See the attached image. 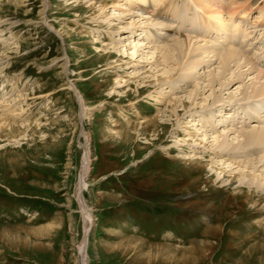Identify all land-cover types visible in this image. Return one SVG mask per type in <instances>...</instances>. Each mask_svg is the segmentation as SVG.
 <instances>
[{
  "label": "rangeland",
  "instance_id": "obj_1",
  "mask_svg": "<svg viewBox=\"0 0 264 264\" xmlns=\"http://www.w3.org/2000/svg\"><path fill=\"white\" fill-rule=\"evenodd\" d=\"M176 1L0 0V264H264V0Z\"/></svg>",
  "mask_w": 264,
  "mask_h": 264
},
{
  "label": "bare ground",
  "instance_id": "obj_2",
  "mask_svg": "<svg viewBox=\"0 0 264 264\" xmlns=\"http://www.w3.org/2000/svg\"><path fill=\"white\" fill-rule=\"evenodd\" d=\"M176 0H126V2H128L129 6H134L135 8H138L140 10H142L144 13H147L148 11L151 10V6L154 5V7H156L158 9V14L162 16L166 15L167 13H171L173 15L174 18H178L179 16V12L177 10L179 9H175L173 7V4L176 3L175 2ZM227 1V0H226ZM229 2V0L227 1V3ZM255 2H257V0L254 1V4ZM222 4V3H221ZM106 5V4H105ZM120 5V4H119ZM117 5V6H119ZM211 5V4H209ZM228 5V4H227ZM176 6V5H175ZM213 6V5H212ZM209 7V6H207ZM227 7V6H226ZM104 8V6H103ZM210 8V7H209ZM240 8V3L238 2V0H233L230 2V5H229V9H228V16L229 18L231 19L232 16L235 14V12ZM156 9V10H157ZM200 9V8H199ZM211 10V9H210ZM181 11V10H180ZM184 11V10H183ZM227 11V10H226ZM224 12V11H223ZM164 15H163V14ZM181 13V12H180ZM224 14V13H223ZM157 15H153L152 18L156 17ZM193 16V15H192ZM211 18L210 19H214V20H217L219 22V25L221 27H226V24H224L223 22L224 21H221L220 17L222 16L221 15V11L217 10L215 12H213L212 14L209 15ZM207 19V18H206ZM209 21V20H207ZM229 21V20H228ZM210 22V21H209ZM207 22V23H209ZM194 25H197V24H194ZM213 25V24H212ZM215 25V24H214ZM211 26V24L209 25ZM263 26V25H262ZM214 27V26H213ZM217 27V26H216ZM216 27H214V29H217ZM209 28V27H208ZM211 29V28H210ZM231 31V30H230ZM236 31V28L233 29V32ZM182 39V38H181ZM190 44H191V40H188V42L184 40H180V41H176L174 40L173 42L171 43H167L165 47L162 48L163 52H167L164 56V63L165 64H177V65H181V62H183V60L186 58V56L188 57V53L190 52ZM208 47V46H207ZM212 48V47H211ZM214 48V47H213ZM216 48V47H215ZM161 50V51H162ZM203 51V50H202ZM205 51V50H204ZM218 51V50H217ZM212 54L215 52V50H211L210 51ZM224 52V51H223ZM206 53V52H205ZM218 53L217 54V60L219 61L220 63V66L222 67V73L220 74V76H223L224 74H226L227 72H230L231 68L233 67H236L237 69H241L243 66L241 65L240 61H241V57L239 56V54H237V52L234 50H227L225 51L224 53L222 54H219V52H216ZM190 54H192L190 52ZM202 54V53H201ZM216 55V54H214ZM194 56V55H193ZM239 56V57H238ZM195 57V56H194ZM193 59V58H192ZM186 60V59H185ZM245 60V59H243ZM245 62V61H244ZM242 62V64L244 63ZM191 63V62H190ZM234 64V65H233ZM232 65V66H231ZM248 65V62H245L244 63V67H246ZM174 66V65H173ZM185 68V67H184ZM191 68V67H190ZM239 69V70H240ZM180 70V69H179ZM188 71V69H185V71ZM186 71V72H187ZM191 71V70H190ZM250 71V70H248ZM189 72V71H188ZM191 73V72H190ZM189 73V74H190ZM193 73V72H192ZM230 74V73H229ZM236 76V75H235ZM240 74L237 73V77H239ZM189 78V76H187V73H185V75L183 74L182 75V79L180 80V82H184V85L187 84L188 81H186L187 79ZM241 79H242V76H241ZM157 80V79H156ZM194 80V79H193ZM256 81V80H255ZM157 82V81H155ZM173 80H171V78H168V84H169V87H173L174 84H173ZM158 83V82H157ZM227 86H229V84H227ZM246 90V89H245ZM248 90V89H247ZM245 92V91H244ZM262 94H264V92H260ZM256 94H258L256 92ZM246 95V94H244ZM260 95V94H259ZM247 97V96H246ZM2 126H7L9 128V130H11L12 132H16L21 130V128H18V127H14L12 126L11 123H9V121L7 122V120H0V130L2 128ZM21 134V133H20ZM242 138L243 139V145L245 146H248V147H253L254 145H258L260 143H263L264 142V128H261V129H256V130H251L249 131L248 133H245L242 135ZM215 141H218L217 138L215 139ZM226 142H227V138H226ZM222 144V143H221ZM227 144V143H226ZM225 144V145H226ZM262 145V144H261ZM220 146V145H219ZM259 161V160H258ZM85 162V161H84ZM253 162V160H252ZM254 163V162H253ZM87 164L88 162L86 161L85 162V167L83 169V172H85L86 170V167H87ZM251 165H253L252 163H250ZM255 164V163H254ZM84 176V173L83 175H81V178ZM83 182V181H82ZM82 184V183H81ZM79 188H80V185H79ZM80 197V196H79ZM78 197L79 199V204H80V207H81V212H82V215H83V219H84V223H85V232H87V228H88V225H89V221H90V214H89V211L87 210L86 208V205L84 204L85 202L82 201L80 198ZM86 263V261H85Z\"/></svg>",
  "mask_w": 264,
  "mask_h": 264
}]
</instances>
